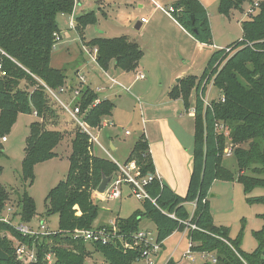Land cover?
<instances>
[{
	"label": "trees",
	"instance_id": "trees-1",
	"mask_svg": "<svg viewBox=\"0 0 264 264\" xmlns=\"http://www.w3.org/2000/svg\"><path fill=\"white\" fill-rule=\"evenodd\" d=\"M254 0H220L218 11L230 16ZM74 0H0V159L4 154L2 139L11 131L20 114L36 116L40 121L30 125L26 139L22 177L32 186L35 166L54 159L55 149L65 138L68 129L57 127V112L50 106L45 86L53 91L65 90L68 69L51 65L52 54L61 32L59 18L75 12ZM171 16L197 42L213 46V33L208 13L199 0H179L172 5ZM78 33L83 40L84 28L96 22L94 12L79 16ZM243 38L233 46L215 51L200 77L188 76L170 92V98L182 99L185 108H191L190 97L195 91V135L192 174L188 191L181 196L155 177L147 191L151 200L143 202V210L118 221L119 234L126 238L140 231L142 218L147 217L156 226L158 243H163L175 232L188 231L195 253L215 254V263L206 264H264V226L256 237L259 246L252 254L241 248V238L232 239L228 229L214 224L211 214L210 192L218 178L237 180L247 194L264 189V0L255 14L242 22ZM85 42V41H84ZM97 48V62L107 70L114 62L117 69L135 72L144 53L140 46L126 37L96 38L86 43ZM5 73V75H3ZM35 85L32 92L21 88V82ZM222 92L219 101L206 104L207 86ZM82 86V85H81ZM75 107L92 127L99 128L112 115L114 104L108 100L97 102L98 95L87 86L80 88ZM224 98V101L222 99ZM53 121V128H48ZM228 127L232 151L238 165L233 173L223 167L224 143L218 132L219 123ZM55 127V128H54ZM72 140L69 170L64 181L53 188L47 197V215H58V233L42 238L23 236L16 228L0 223V231L9 232L21 243L35 247L37 261L30 264H48L44 257L54 251L52 264H88L91 252L99 253L107 264H132L141 251L123 254L116 244H88L74 237L77 229L92 230L101 212L93 198L104 176H116L119 167L113 161L95 156L89 136L76 124ZM246 146V147H245ZM136 161L139 175H155L153 160L146 139L142 136L134 145L126 163ZM3 168L0 166V175ZM251 174V176H248ZM249 199H260L264 196ZM9 201V194L0 183V210ZM195 204L194 213L187 209ZM21 219L31 222L37 214L33 197L25 190L20 195ZM191 225L196 228L191 229ZM104 227V226H103ZM102 227V228H103ZM101 229V228H97ZM123 236V237H124ZM124 237V239H125ZM13 243L0 238V264H25L17 255ZM166 264H178L170 259Z\"/></svg>",
	"mask_w": 264,
	"mask_h": 264
},
{
	"label": "rangeland",
	"instance_id": "rangeland-1",
	"mask_svg": "<svg viewBox=\"0 0 264 264\" xmlns=\"http://www.w3.org/2000/svg\"><path fill=\"white\" fill-rule=\"evenodd\" d=\"M79 3L75 10V24L73 27L69 26L70 17H60L59 23L61 29L65 32L63 33L64 42L66 43L67 49L63 50L58 47L62 42L61 32L57 35V44L56 48L53 51L51 65L54 68H61L63 63H67L70 60V56L77 54L85 58L88 62L92 64L93 73H89V83L94 87H105L106 85L114 87L105 74L96 66L95 62L91 61L85 52L82 49V46L89 48L86 43L91 42L94 38L97 37H106V38H117V37H126L132 41H138L142 39L143 47L146 50V55L143 59L144 63L149 64L150 67H153L157 62H168L170 65H178L181 63L176 55L175 45L176 40L162 31L153 30L149 34L144 33L145 29L141 28L136 29V26L141 22V18L144 17L152 22H160L164 14L159 11V14L156 16L152 14L154 10L147 1L139 0L136 2L134 7L122 6L121 8L110 11L111 5H105L101 1L96 0H78ZM171 0L163 2V7L166 9L169 8L165 3H169ZM220 0H199V2L206 9L208 16L210 17L212 28H213V37H215V44L219 46L217 50L226 49L227 47L233 46L235 43L239 42L243 38L242 31V22L249 20L248 8L250 4L245 3L241 10H234L230 16H223L218 11V4ZM255 1V0H254ZM142 2L145 4V9L138 10L137 4ZM102 4V8L100 4ZM103 11V12H102ZM105 11V12H104ZM95 12L96 22L89 24L84 28V37L81 39L78 30H77V18L84 14ZM257 12V11H256ZM255 12V13H256ZM108 16H104L103 14ZM133 14V17L131 16ZM130 18L132 21H130ZM67 29V30H66ZM84 41L86 43H84ZM82 43V44H81ZM81 48V49H79ZM94 50V49H93ZM156 50V54L154 53ZM63 52V53H62ZM64 55L63 61H61V54ZM71 54V55H70ZM68 72L71 67H67ZM71 73V72H70ZM69 74V73H68ZM41 85L45 86V90L48 94V100L50 106L56 110L58 118H56L57 127L61 130L68 129L65 132V138L61 144L56 148V153L58 158L49 161L47 164L36 165L35 166V180L32 186L29 185L28 181L24 180L22 177V161L25 157V146L26 139L30 134V125L33 122L40 121L37 117L28 114H20L17 118V121L10 132L6 134L7 142L2 143L4 154L0 159V166L3 168V171L0 175V183L6 189L9 194V201L7 202L5 208L0 210V223L6 221L11 224H23L27 227H31L34 230H39V224L46 226L47 233L46 235H51L58 233L59 231V220L58 215L48 216L47 211V197L50 191L55 188L59 182L64 181L65 176L68 171L69 161L68 156L71 154L72 149V140L74 138V129H76V123L68 117L64 110L60 107L57 100L51 94L49 88L39 79H37ZM81 82V79H78ZM81 83L75 89H79L83 86ZM136 86V87H135ZM134 91L139 88V91L143 86V82H137L135 84ZM21 88L26 89L28 92H32L35 88V85L31 82L22 81ZM65 92L58 93V91H53L58 97L63 101V103H69L70 98L73 93H70V88L67 86L64 88ZM115 91L118 88H114ZM73 90V91H74ZM209 90V92H208ZM207 92L209 93V98L206 102L219 101L222 98L223 94L220 92L214 85L207 86ZM122 95V100L117 101V107L114 111V117L116 120V125L109 123L108 121L102 130L99 132L95 129H89L91 134L94 137H98L99 141L105 146L108 147L110 143V138H114V142L121 147L118 154H115L116 160H120L123 155L124 150L127 147H130L132 144H135L139 138V127H137L135 122V117L130 116L127 112V108L124 105L125 94ZM101 96V95H100ZM112 100L115 101V99ZM196 101V94L193 93L192 103ZM192 108H189L187 111H190ZM191 113V111H190ZM54 120L49 122L48 128H53L52 125ZM55 128V127H54ZM129 131L130 136H126L125 132ZM188 130L190 133L195 134V129L193 126V120L189 122ZM218 132L222 136L221 142L223 141L225 149L223 153V167L229 169L231 172H238V165L236 158L233 156H227L226 152L232 151V141L230 140L228 127L225 126L223 122L219 123ZM89 136V135H88ZM89 141L91 138L89 136ZM190 142V141H189ZM92 143V142H91ZM246 147V146H245ZM109 149V148H107ZM94 151L97 156L102 158H109L104 152H102L97 145L94 143ZM233 153V152H232ZM194 153H192L193 155ZM56 156V157H57ZM70 158V156H69ZM248 176L249 173H247ZM117 178V177H115ZM190 179V178H189ZM189 180L187 183L188 189ZM124 196L123 198L112 200L108 199L106 195L100 196L96 193H93V198L96 204L101 209L98 219L94 222L93 229L101 228L105 229L109 234L114 235L115 241L114 245H118L123 254H128L131 251L140 250L137 245L136 237L126 238L124 235L119 234V228L117 227L118 221H124L130 217L131 213H137L141 211L142 201L135 199L134 197L127 200V195L129 193V188L124 186L123 188ZM187 189L184 194H186ZM27 191L31 197L35 200L37 214L33 217L31 222H25L21 219V206L19 205L20 195L24 191ZM264 196V189H256L255 191L247 194L244 190L243 185L237 180L232 181L230 179L218 178L213 183L210 192V206L211 214L214 219V224L218 227H223L228 229L230 237L232 239L241 238V248L245 253L252 254L256 251L259 246V241L256 237V233L262 230L264 226V202L260 199H249L253 197ZM187 208L192 212L193 207L187 205ZM4 223L6 225H10ZM104 226V227H103ZM103 227V228H102ZM140 231L149 232L152 237H156L157 229L155 224L148 219L147 217L142 218L140 222ZM176 233V234H175ZM175 236L168 238L165 242V249L163 248L155 255V264H165L168 259H173L175 262L179 261L178 264H206L213 263L212 257L216 259L215 254H210L206 259H203L199 253H193L195 256V261L192 262L185 257L189 249V242L186 236L183 235V232H175ZM46 235H41L39 238H42ZM125 239H124V237ZM6 238L13 243V247L19 244L17 238L13 237L9 232L0 231V238ZM190 243L191 240H189ZM21 243V242H20ZM195 245L194 243H192ZM137 245V246H136ZM88 249L93 251V247L89 243ZM162 252V254L160 253ZM93 257L87 260L88 264H107L106 260L99 253L91 252ZM160 253V255H159ZM206 254L207 253H202ZM159 255V257H158ZM158 257V259H157ZM162 259L160 260V258ZM137 257L132 264H143L145 262L141 261Z\"/></svg>",
	"mask_w": 264,
	"mask_h": 264
},
{
	"label": "crops",
	"instance_id": "crops-1",
	"mask_svg": "<svg viewBox=\"0 0 264 264\" xmlns=\"http://www.w3.org/2000/svg\"><path fill=\"white\" fill-rule=\"evenodd\" d=\"M97 1L99 0H96L95 2L97 3ZM100 1L101 3H105V5L107 6L108 5L112 6L111 9L109 10L110 13V11H115L121 8L122 6L134 7L136 2L139 0H100ZM145 1H147L148 4L154 8L152 14L157 16L159 14V11H161L164 14V16L162 17L163 19H161L160 22L155 21L153 24L150 20L142 17L141 22L137 24L136 29L139 30L143 28L145 29L144 33L146 34H149L151 31L155 29L156 30L162 29L163 32L168 33V35H170L176 40L177 44L174 47L176 50V55L178 59H180L181 61L180 64L170 65L168 64V62L156 61L157 63L153 67H150L149 64L144 63L143 59L146 55V50L143 47L144 44L142 39L145 38L146 36L145 35L144 37H142L141 40H139L138 38V41H134L140 46V48L144 53V56L140 61L139 66L135 72L121 71L116 68L114 62L111 63L110 67L107 70L102 69L99 66L98 62L97 61L95 62L93 60L94 58L93 48L91 47L86 48L85 46H82V49L87 55V57L91 61L95 62L96 66L105 74L107 79L110 80V82L114 85V87L106 85L104 88L103 87L96 88L93 85H91V83H89L88 75L89 73H93L92 64L88 62L85 58L78 56L77 54L70 56L71 58L69 62L63 63L62 67L59 69L71 67L70 71L67 72V74L68 73L69 74L66 84L67 88L71 89L69 90L70 93H73L74 88L79 86L81 83H83L82 86L90 87L98 95L97 102L108 100L112 104H114L112 115L106 117L99 128H92L84 120L87 126L89 127V129L90 128L95 129L100 132L102 128L106 124H108L107 123L108 121H110L109 123L116 125L114 111L117 107V101L122 100V95H121L122 93L123 94L126 93L124 98V105L127 108V112L129 113V115L135 117L134 124L136 123L137 127H139V133L141 134L140 138L143 136L148 143L156 176L158 177V179L161 181L162 184L168 185L171 189H173L175 193L181 196H185L187 192L186 194L184 193L187 189L188 180L190 181L189 178H191L192 165H193L192 153L194 150L195 134L194 133L191 134L190 131L188 130V127H189V122L192 119L193 126L195 129V118H194L195 114L193 113V111H195L194 109L195 103H192V97H193L192 94L190 97L191 108H192L190 110L191 111L190 113V111H187L188 109L185 108L182 99L174 100L170 98V92L174 87L179 85L181 80L185 79L186 77L188 76L200 77L203 74L211 55L215 51H217L219 46L215 44V37H213L214 40L213 46H207L197 42L189 33H187V31H185L179 25V23L171 15L168 14L167 10L171 8L172 5L179 0H171L169 3H165L166 5L169 6L168 9L167 8L165 9L163 7L164 4L163 2L167 0H145ZM145 6L146 5L143 4L142 2H139L137 4L138 10L145 9ZM100 7L102 8V4H100ZM103 15L108 16L107 14L106 15L103 14ZM131 16L133 17V14H131ZM63 17H69V16H63ZM75 19L76 18L74 16V20ZM143 19H146L147 22L143 23L142 22ZM130 21H132L131 18ZM210 24H211V20H210ZM211 28H212V24H211ZM64 32L65 31L61 29L60 36H62L63 39L62 42L58 45V47L59 48L62 47L61 49L66 50L67 46L66 43L64 42V36H63ZM212 33H213V28H212ZM97 38H106V37H97ZM139 42L142 43L143 45L140 44ZM156 52L157 51L154 50L155 54ZM62 53H60L61 61H63L64 59V55H62ZM138 75H144L145 78L138 79L137 78ZM79 78L80 79L83 78L84 80L83 81L81 80V82H79L78 80ZM137 82H141V83L143 82V86L140 87L141 89L139 91H137L139 88H137L136 91H134L132 88H134ZM210 85H213V82L210 83ZM114 88H118V90L115 91ZM208 92L206 91V95L204 98L205 101H207L209 98ZM73 96L74 95H72V97L70 98V101L74 98ZM112 97L113 99H115V101L112 100ZM76 99L74 100L73 103L74 107H75ZM85 113L81 115L83 119L86 115ZM32 116L37 118L36 114H33ZM125 134L126 136L131 135V133L128 130L125 132ZM95 138L97 139V141L92 143V148H91L92 153L95 156H97L94 151V143H95V145H97V147L109 157L108 158L109 160L113 161L116 164L118 163L121 165L126 164L127 159L135 145L132 144L130 147H127L124 150L122 157L118 161L116 160L114 155L119 153L121 147H119L114 142V138L112 137L110 138L111 140L108 147H105L99 141L98 137ZM6 142L2 141V143H6ZM55 153H56V149H55ZM71 153H72V149H71ZM70 155L71 154H69V156ZM69 156H68V161H69ZM57 158L58 156L55 157L54 159ZM49 161L45 163L47 164ZM45 163H41L39 165ZM65 179L66 176L64 180ZM123 196L124 193L120 198V200L123 198ZM127 196H128L127 200L133 197L130 191ZM188 205L193 207L192 212L189 211L191 214H193L195 210V204L192 203ZM142 207H143V202H142ZM136 210H140V209L137 208L133 210V212ZM133 212L131 213V215L133 214ZM183 235L187 237L188 242L190 244L188 238V231L187 230L184 231ZM165 242L163 243L162 246L163 250L166 248L164 245ZM160 253L162 254V252ZM161 259L162 257L160 258V260ZM169 260L170 259H168L165 262V264Z\"/></svg>",
	"mask_w": 264,
	"mask_h": 264
},
{
	"label": "built area",
	"instance_id": "built-area-1",
	"mask_svg": "<svg viewBox=\"0 0 264 264\" xmlns=\"http://www.w3.org/2000/svg\"><path fill=\"white\" fill-rule=\"evenodd\" d=\"M75 1V8L77 7L79 1ZM261 0H255L253 4L250 5L248 8V13L247 15L250 16L252 14H255V12L258 10L259 5H260ZM168 14L171 15V12H173V8H169L167 10ZM70 17V22L69 26L73 27L75 24L74 20V14L69 16ZM143 23L147 22L146 19L142 20ZM58 40V38H57ZM97 53L98 50L94 49V58L93 60L96 62L97 61ZM1 69V66H0ZM5 75V73H3ZM138 79H144V75H138ZM82 81L84 80L83 78L81 79ZM50 90V89H49ZM51 94L54 96V98L57 100L58 104L60 107L64 110L65 114L70 117L81 129L83 132H85L87 135L90 136L91 142L97 141V139L91 134L89 127L87 126L86 122L82 118L80 114V109L79 107H74L73 103L74 100L79 96L80 91L79 89H75L73 91L74 98L69 102V103H63V101L58 97L57 94H55L53 91H51ZM65 92L63 89L61 90V93ZM224 101V98L222 99ZM195 114V111H193ZM7 138H3L2 141L6 142ZM233 151L229 150L226 152L227 156H232ZM117 166L119 167V173L117 178H113L111 183L109 184L107 191L105 195L108 197V199L116 200L120 199L123 195V190L122 188L124 186H127L130 189L131 194L133 197L139 201H146V200H151L154 204L155 201L150 198V195L147 191V187L150 186V184L153 182L155 179V175H148L146 177H141L139 175V167L136 161H131L129 163H126L124 165L118 164ZM4 223H8L6 221H2ZM10 224V226L16 228L23 236H35L39 238L41 235H46L47 229L46 226L43 225L42 223L39 224L40 228L39 230H34L31 227H27L23 224ZM196 227L194 225H191V229H195ZM54 234V233H53ZM74 237L83 240L86 243H99L103 245H109V244H115V239L114 235L109 234L105 229H92V230H81L77 229L73 232ZM136 242L140 248L141 251V256L140 260L145 262L143 264H155V255L162 249V243H158L156 240V237H152V235L149 232H144V231H139L136 235ZM136 245V246H137ZM193 244H189V249L187 253L185 254V257L194 262L195 261V256H193V253H195L192 249ZM16 250V255L18 259L25 263V264H30V263H35L37 261V254L38 251L36 250L35 247H29L23 243H20L16 245L15 247ZM155 254V255H154ZM203 259H206L209 255L202 254L200 253ZM45 261L48 264H52L55 261V254L54 251H49L45 257ZM212 262L215 263L216 259L212 257Z\"/></svg>",
	"mask_w": 264,
	"mask_h": 264
},
{
	"label": "water",
	"instance_id": "water-1",
	"mask_svg": "<svg viewBox=\"0 0 264 264\" xmlns=\"http://www.w3.org/2000/svg\"><path fill=\"white\" fill-rule=\"evenodd\" d=\"M113 178H114V176H111V177L104 176L102 178V181L99 184L98 188L96 189V193L100 196L105 195L107 188H108L110 182L113 180ZM263 256H264V250H263Z\"/></svg>",
	"mask_w": 264,
	"mask_h": 264
}]
</instances>
